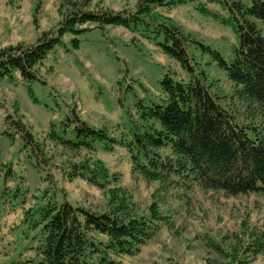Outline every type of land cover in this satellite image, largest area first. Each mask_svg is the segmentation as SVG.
Returning a JSON list of instances; mask_svg holds the SVG:
<instances>
[{
  "label": "rangeland",
  "instance_id": "obj_1",
  "mask_svg": "<svg viewBox=\"0 0 264 264\" xmlns=\"http://www.w3.org/2000/svg\"><path fill=\"white\" fill-rule=\"evenodd\" d=\"M85 1L0 0V50L35 42ZM139 1L93 0L88 6L121 11ZM200 1L159 11L161 21L184 31L191 42L187 51L192 64L205 72L209 90L234 120L258 123L261 119L249 114L218 60L203 48L226 57L237 44L236 32L231 25L199 13L195 6ZM233 1L251 4V0ZM209 8L228 16L220 6ZM256 22L264 28V23ZM85 28L77 36H65L63 44L34 68L38 80L26 81L16 74L10 81H0V102L6 112L23 122L43 151L42 156L19 134L16 140L3 135L7 113L0 110V164L13 168L7 181L5 171L0 175V264L39 260L42 224L36 225L41 219L38 208L66 201L127 223L144 216L155 224L154 234L139 253L113 256L122 264H233L239 260L264 264V192L233 196L180 177L176 184L149 181L134 171L131 135L125 124H141L142 105L160 102L161 81L166 76L187 81L186 69L157 40L125 27L88 23ZM75 37L80 40L78 48ZM75 114L117 142L97 140L93 149L62 143L54 133L62 132L64 121L75 127ZM62 136L74 139L71 133ZM98 161L107 168L105 180L98 178L105 181L102 186L89 177L90 172L97 174ZM75 165L84 167L78 175L72 174ZM100 239L106 241L104 236Z\"/></svg>",
  "mask_w": 264,
  "mask_h": 264
},
{
  "label": "trees",
  "instance_id": "obj_2",
  "mask_svg": "<svg viewBox=\"0 0 264 264\" xmlns=\"http://www.w3.org/2000/svg\"><path fill=\"white\" fill-rule=\"evenodd\" d=\"M92 1H85L66 13L55 28L43 31L35 42L1 49L0 81H10L16 74L26 81L38 80L34 68L63 44L65 36L87 31L88 23L101 27L122 26L157 40L186 69L189 79L175 81L166 76L161 81L160 102L151 107L142 105L141 124L133 121L125 124L131 135L129 146H133L134 171L149 181L176 184L180 177L201 188L233 196L264 192V28L256 22L264 23V0H251L250 5L233 0H203L195 6L199 13L220 24L231 25L236 32L237 44L226 57L210 47L203 48L213 54L227 79L235 84V94L246 104L249 114L261 119L252 124L234 120L219 102L220 98L209 90L205 72L197 71V66L192 64L187 51L191 42L184 31L161 21L159 11L195 0H140L135 7L121 11L103 5L90 8ZM210 5L222 7L228 16H221ZM160 38L162 42L158 41ZM79 44L80 40L75 37V47ZM0 110L7 113L2 102ZM74 117L75 127L64 121L62 132L54 133L62 143L71 148L93 149L97 140L117 142L105 130L90 128L76 114ZM69 121L72 122L71 118ZM4 127L3 135L16 140L19 134L43 156L40 144L19 118L7 113ZM67 133L74 134V139H64L62 135ZM98 162L97 174L90 172L92 176H89L94 182L98 178L105 180L103 175L107 174V168ZM82 168L75 165L76 171L72 174H80ZM3 171L7 181L13 175V168L0 164V175ZM100 181L96 183L102 186L105 181ZM38 210L41 219L36 225L42 224V242L39 260L30 261L31 264H122L113 256L139 253L156 230L155 224L144 216L127 223L110 213L97 215L67 201L62 205L47 202ZM250 262L239 260L233 264Z\"/></svg>",
  "mask_w": 264,
  "mask_h": 264
}]
</instances>
